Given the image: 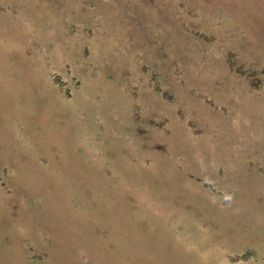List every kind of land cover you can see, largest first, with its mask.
Masks as SVG:
<instances>
[{"label":"rangeland","instance_id":"rangeland-1","mask_svg":"<svg viewBox=\"0 0 264 264\" xmlns=\"http://www.w3.org/2000/svg\"><path fill=\"white\" fill-rule=\"evenodd\" d=\"M0 264H264V0H0Z\"/></svg>","mask_w":264,"mask_h":264}]
</instances>
